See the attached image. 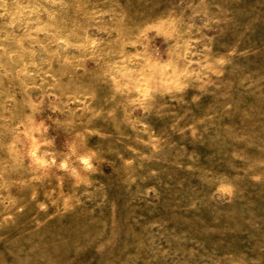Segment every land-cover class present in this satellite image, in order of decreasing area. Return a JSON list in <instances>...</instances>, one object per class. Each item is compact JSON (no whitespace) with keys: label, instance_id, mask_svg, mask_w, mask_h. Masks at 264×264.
Listing matches in <instances>:
<instances>
[{"label":"rangeland","instance_id":"374dc122","mask_svg":"<svg viewBox=\"0 0 264 264\" xmlns=\"http://www.w3.org/2000/svg\"><path fill=\"white\" fill-rule=\"evenodd\" d=\"M0 264H264V0H0Z\"/></svg>","mask_w":264,"mask_h":264}]
</instances>
